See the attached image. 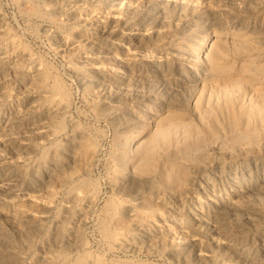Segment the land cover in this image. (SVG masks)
<instances>
[{"label":"bare ground","instance_id":"6f19581e","mask_svg":"<svg viewBox=\"0 0 264 264\" xmlns=\"http://www.w3.org/2000/svg\"><path fill=\"white\" fill-rule=\"evenodd\" d=\"M20 1L115 135L138 128L150 112L176 113L205 77L188 63L186 41L163 39L166 12L187 0ZM211 1L220 7L202 17V30L249 26L264 42V0ZM88 10L105 13L88 20ZM9 23L0 12V264H264V156L255 143L225 149L209 171L195 168L171 204L150 175L114 169L111 196L98 207L89 177L100 152L95 133L73 116L65 80ZM148 44L171 46L174 56L143 59L138 51Z\"/></svg>","mask_w":264,"mask_h":264},{"label":"rangeland","instance_id":"374dc122","mask_svg":"<svg viewBox=\"0 0 264 264\" xmlns=\"http://www.w3.org/2000/svg\"><path fill=\"white\" fill-rule=\"evenodd\" d=\"M14 1L0 0V12L31 51L49 62L65 80L73 116L80 118L98 140L99 156L89 173L100 196L98 207L111 196L108 178L114 169L126 171L132 168L137 176L150 175L159 196L171 204L173 199L183 194L194 169L205 164V171H209L222 160L225 149L235 148L241 142H253L264 156V42L255 37L249 26H234L226 22L202 30V17L211 18L212 11L220 7L219 1L187 0L183 9L175 7L166 12L163 39L170 40L175 46L186 41L188 54L194 56L188 63L197 73L202 75V70L205 72V77L193 90L195 97L185 99L187 103L182 109L177 108L176 113L164 119H159L164 115L162 110L150 112L138 128L117 135L108 122L97 118L90 105L83 101L84 95L75 77L66 71L64 59L41 36L36 18L26 14L29 4L20 1V6L16 2L17 7ZM117 7L123 9V5ZM114 11L111 8L109 12ZM86 13L90 20L105 12L88 10ZM248 16L243 18L252 19ZM53 19L59 21L62 17ZM191 24L194 33L189 36L186 34H189ZM150 46H145L149 51L140 50L138 55L147 54L142 56L143 59L149 58V54L156 59L174 56L171 46H161L157 51L151 50ZM104 68L113 69L110 65ZM128 75L138 77L135 72ZM131 106L137 108L134 103ZM146 157L150 162L144 165ZM140 194L135 195V201H139ZM169 204L161 208L165 209ZM131 213L129 210L127 215ZM85 228L91 237V225L87 223ZM156 262L169 264L166 259Z\"/></svg>","mask_w":264,"mask_h":264}]
</instances>
